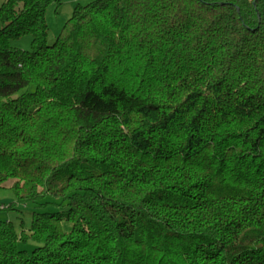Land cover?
Returning <instances> with one entry per match:
<instances>
[{"label": "trees", "instance_id": "obj_1", "mask_svg": "<svg viewBox=\"0 0 264 264\" xmlns=\"http://www.w3.org/2000/svg\"><path fill=\"white\" fill-rule=\"evenodd\" d=\"M52 2L0 6V186L66 209L0 264H264V0H93L49 44Z\"/></svg>", "mask_w": 264, "mask_h": 264}, {"label": "rangeland", "instance_id": "obj_2", "mask_svg": "<svg viewBox=\"0 0 264 264\" xmlns=\"http://www.w3.org/2000/svg\"><path fill=\"white\" fill-rule=\"evenodd\" d=\"M5 0H0V6ZM93 0H53L46 11V19L48 23V43L53 44L57 40L62 27L65 22L73 15L74 9L78 4H86ZM3 26L0 20V28ZM33 36L30 34L23 35L17 39L12 40V44L21 49H32ZM30 90H34V86L29 87ZM21 90L20 93L24 92ZM16 201V195L13 189L8 183L6 186H0V220H10L14 223L16 230L19 234L23 230L29 231L34 212L44 211H61L66 209V206H58L55 203L40 205V204H15L10 208V205ZM44 201L53 202L56 201L52 196H47ZM5 207V208H3ZM64 227L69 231L72 224L68 221H64ZM40 246L39 243L33 240L20 241L19 247L32 251L36 247Z\"/></svg>", "mask_w": 264, "mask_h": 264}]
</instances>
